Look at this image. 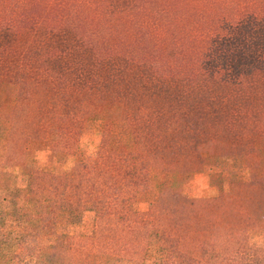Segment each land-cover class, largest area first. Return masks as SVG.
<instances>
[{
	"label": "trees",
	"instance_id": "1",
	"mask_svg": "<svg viewBox=\"0 0 264 264\" xmlns=\"http://www.w3.org/2000/svg\"><path fill=\"white\" fill-rule=\"evenodd\" d=\"M31 105L32 128L0 127V264L26 235L25 264H264V0H0V121ZM94 132V158L52 182L35 153L73 155ZM238 153L254 163L233 191L195 199L166 179L177 159L183 179ZM83 212L90 233L58 232Z\"/></svg>",
	"mask_w": 264,
	"mask_h": 264
},
{
	"label": "rangeland",
	"instance_id": "2",
	"mask_svg": "<svg viewBox=\"0 0 264 264\" xmlns=\"http://www.w3.org/2000/svg\"><path fill=\"white\" fill-rule=\"evenodd\" d=\"M34 107L35 105H31L30 109H20L18 111H15L13 113V118L4 117V120L0 121V127H2L1 131L4 133L8 130L10 131V127L12 124H15L17 127H23L25 126L26 121H28V124L30 128L33 127V120H34ZM8 127V128H7ZM7 128V129H5ZM11 132V131H10ZM10 134V133H9ZM90 137L95 140L96 136L99 135L98 132L94 133H88ZM4 134L0 132V150L2 149V137ZM94 158V155H89L82 147L79 141V144L77 146V149L73 155H64V154H54L51 151H48L47 149L39 150L37 153H35V159L38 160L39 165L43 166H49L52 168V182L58 184L60 183L64 177L66 176H73L74 174V167L77 164L85 163L89 160H92ZM181 161L180 159H177V164L175 162L174 167L176 169L175 172L171 173L169 177L172 181H176L177 183H182L184 190L183 193L190 198L195 199H201V198H211L218 194L223 189H226L228 191H233V186L230 183H235L239 181L240 178H246L250 175L252 165L254 163V156L252 154H242L238 153L232 156H223L220 159L219 164L217 165L214 162H211L209 164H206L203 168L198 170H188L187 172L183 173L185 178L183 179L179 176V171L182 170V162L184 163V158ZM195 169V168H193ZM219 173V174H218ZM162 174L158 175L153 180V189L154 192H157L162 186H163V178L161 177ZM224 182H228V184H224ZM20 185H24V182L20 183ZM242 189V188H241ZM4 191V192H3ZM0 190V199L1 197H5V207H9L11 205V197L10 194L7 193V191ZM248 197L250 196V193H253L256 195V198L258 199L261 192H257V194L251 190L247 191ZM238 195V192L236 193ZM149 195L142 194L141 196V203L140 207L142 209H147L148 202L147 198ZM238 200L241 198L238 197ZM245 206L249 211L256 210V213L253 215V218L256 219L257 211H259V203L256 206V204L252 201L244 200ZM247 211L246 213L249 214L250 212ZM250 215V214H249ZM262 228L260 232L257 231V234L252 233L251 241H250V248L256 247V246H264V220L262 221ZM61 227L58 228V232H65L70 235L75 234H82V233H90L93 228V215L89 212H83V213H72L68 216L67 220L60 225ZM7 226L3 228L0 232V246L2 245H9L10 240H13L11 237H13V234H10L8 232ZM11 231V230H10ZM6 241H8L6 243ZM34 243L33 237L26 235L21 239L19 244L17 245L15 243L13 251L17 250L15 254L13 255L11 264H25V260L29 254V251L31 250ZM5 247V246H4ZM154 255H152L153 257ZM151 257V258H152ZM81 262L83 264L90 263L91 261H96L97 257L94 255H90L89 253H82L81 254ZM146 264H150L151 262ZM107 264H128L124 262L119 261H108Z\"/></svg>",
	"mask_w": 264,
	"mask_h": 264
},
{
	"label": "clouds",
	"instance_id": "3",
	"mask_svg": "<svg viewBox=\"0 0 264 264\" xmlns=\"http://www.w3.org/2000/svg\"><path fill=\"white\" fill-rule=\"evenodd\" d=\"M100 143V137L97 135L95 140H93L88 133H83L81 135L80 144L81 147L89 154L94 155L98 149Z\"/></svg>",
	"mask_w": 264,
	"mask_h": 264
}]
</instances>
